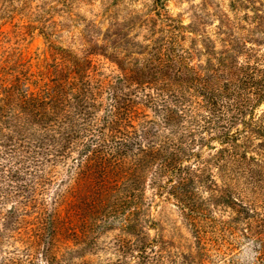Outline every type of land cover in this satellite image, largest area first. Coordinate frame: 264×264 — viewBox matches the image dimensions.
<instances>
[{
    "label": "trees",
    "instance_id": "trees-1",
    "mask_svg": "<svg viewBox=\"0 0 264 264\" xmlns=\"http://www.w3.org/2000/svg\"><path fill=\"white\" fill-rule=\"evenodd\" d=\"M153 1L145 13L138 17L130 13L121 22L107 10L108 27L101 45H97L98 34L89 36V31L99 32L103 23L87 20L79 34L85 52L82 58L77 61L69 48L61 49L56 59L52 57L55 75L38 78L30 74L33 89H22L3 75L8 85L0 91V205L9 197L23 195L19 193L24 187L20 181L27 168L38 162H45L48 169L70 159V167L75 166L88 183L87 193L92 196L84 198L92 210L103 203L109 189L121 186L127 176L137 179L134 175L140 174L136 173L139 168L156 161V173L162 179L159 186L163 194L176 200L175 211L188 229L202 233L204 240L234 246L239 238L247 237L248 230L250 236L252 228L264 226V30L255 37L239 34L238 40L230 32L234 36L222 38L224 47H218L214 41L220 32L213 31L200 15H192L200 17L194 25L192 20L184 24L179 17L167 15L165 1ZM110 4L106 1L102 6L108 9ZM220 9L217 28L228 23L227 15L222 17L227 11ZM134 28L138 31L131 34ZM230 36L234 40H226ZM144 50L153 51L154 64L123 65L127 57ZM119 54L126 57L118 59ZM89 55H98L95 63ZM105 60L110 71L93 76L92 68ZM2 63L6 65V60ZM5 68L0 71L19 78L7 71L10 67ZM29 123L31 128H40L42 138L19 134L18 126ZM145 123L165 127L169 134L154 149L146 145L139 148L138 155L131 152L135 158L129 167L130 160H125L130 155L128 143L138 138ZM211 142L215 154L209 166L195 150L199 152ZM200 172L206 173L210 182L219 175L232 212L245 213L240 218L242 229L186 204L182 194ZM139 196L131 191L126 195L134 204L131 211ZM49 197L51 207L60 204L54 196ZM125 201L129 200L119 199L116 205L122 207ZM51 207L43 212V226L26 234L36 237L33 242L39 240L41 264H62L53 255L54 237L60 228L76 236V226L55 218ZM135 226L129 224V229L138 236L142 226ZM256 239L257 258L264 259V234ZM82 241L85 248L96 244L92 237ZM142 241L140 246L135 245V239L124 243L128 257L124 264H158L162 254L173 247L159 237ZM33 259L37 260L36 256L28 252L11 258L10 264H34Z\"/></svg>",
    "mask_w": 264,
    "mask_h": 264
},
{
    "label": "rangeland",
    "instance_id": "rangeland-1",
    "mask_svg": "<svg viewBox=\"0 0 264 264\" xmlns=\"http://www.w3.org/2000/svg\"><path fill=\"white\" fill-rule=\"evenodd\" d=\"M106 1H109L112 7L104 9L102 3ZM163 1H165L167 15L179 17L184 24L192 20L194 25V21L200 17L207 20L208 26L213 31L220 32L219 38L214 41L218 47L220 44L224 47L225 40L223 41L222 38L232 35L233 32L236 37L239 34L248 33L255 37L264 30V0H234L233 5H230L232 0ZM2 2L0 70L3 66L10 67L7 71L19 78L16 80L13 75L0 71V91L8 82L2 80L3 75L13 79L9 80L10 82L21 84L22 89H25L24 86L33 89L29 78L32 77L31 75L38 78L55 75L52 71L55 60L52 57L56 59L61 49L69 48L72 56L79 61L85 54L83 43L79 41V34L87 20L96 23L100 20L103 23L99 32L89 31V36L98 34L97 45H101L105 43L102 35L108 27L107 10L109 14L116 15L117 22H121L130 13L135 17L145 13L150 4L154 3L153 0H0V5ZM220 7H223V12L227 11L228 14L222 13V17L227 15L228 23L222 28H217L216 19L221 17L222 12ZM193 14L200 17L195 19ZM259 23L262 25L259 26ZM137 31L138 28H134L129 32L134 34ZM226 40H234V37ZM193 48L196 50V45H193ZM257 48L260 49L262 46ZM205 51L207 50L202 49L201 52ZM152 53V50L140 51L136 56L127 57L123 65L129 67L134 62L139 65L144 62L154 64L157 59L155 55L152 56ZM97 56H90L94 63ZM99 57L102 58V56ZM116 57L119 59L126 56L119 54ZM3 59L6 60V65L2 63ZM108 62L105 60L104 64L96 63L95 68H92L93 76H98L100 72L108 73L111 69ZM24 77L26 78L23 79ZM30 124H19L21 126H18L19 134L42 138L40 128L37 126L31 128ZM140 129L138 138L128 143L127 153L130 155L126 156L125 160H130L127 163L129 167L133 166L132 162L135 158L131 152H136L138 155L139 148L146 145L153 146L154 149L163 136L169 134L168 129L155 123H145ZM212 145L214 143L211 142L205 147L202 146L199 152L195 150L209 166L215 154ZM155 160L159 159L155 158ZM155 162L147 161L142 169L139 168V172L136 173L140 174L134 175L137 179L127 176L128 178L118 188H108L109 191L104 194L103 203L92 210L88 208L84 198L85 196L87 198L88 183L84 182V178L80 176L75 166L70 167V159L66 164L57 163L59 164L57 167L47 166L50 169L47 172L48 175L45 162H38L34 167H28L25 177L20 181L24 187L20 188L19 193L23 195L9 197L0 205V264H10L11 258L25 256L28 252L36 256L37 260L33 259L34 264L44 262L41 259L39 240L33 242L36 237L31 238L26 231L43 226L45 221L43 212L50 211L51 207L49 196H54V200L60 202L51 207L54 217L59 218L60 221H72L77 233L73 236L72 231L60 228L59 233L54 237L53 255L58 263L124 264L128 260L125 242L135 239V245L140 246L142 240L149 241L153 237H159L164 244L168 243L170 247H173H171L172 250L162 254L163 257L158 264H264V259L257 258L258 241L256 239L264 234L263 225L252 228L253 235L249 236L250 230H248L247 237L239 238L234 246L204 240L202 233L197 231L198 235L192 229H188L185 222L177 215L174 205L176 200L168 194H163L159 186L162 184V179L156 173ZM206 175L200 172V176L194 177L191 185L186 191L184 190L182 197L186 204L200 212H207V215L209 213L215 219L235 224L237 229H242L244 224L240 218L245 216V213L232 212L231 201L227 198L229 195L224 193L218 174L215 178L213 176V182H210ZM48 177L52 180L50 183L47 182ZM57 184L58 193L56 194ZM130 191L135 194L140 193L139 202L133 211L131 209L134 204L130 203L131 199H126ZM88 195L92 196V193ZM34 196L40 198V201ZM119 199L129 201L128 203L125 201L124 206L121 207L116 205ZM59 220L57 221L60 222ZM129 224L136 225L135 228L142 226L138 236L132 232L131 228L129 229ZM35 231L38 230L35 229ZM144 232L148 233L147 237H144ZM88 237L96 241L93 248L84 246L82 240ZM190 252L195 255L194 258L198 260V263L192 260Z\"/></svg>",
    "mask_w": 264,
    "mask_h": 264
}]
</instances>
